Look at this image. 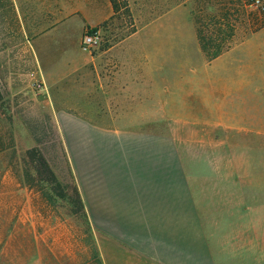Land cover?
<instances>
[{
	"label": "rangeland",
	"instance_id": "1",
	"mask_svg": "<svg viewBox=\"0 0 264 264\" xmlns=\"http://www.w3.org/2000/svg\"><path fill=\"white\" fill-rule=\"evenodd\" d=\"M116 1L0 0V264L97 263L94 230L68 205L63 151L81 123L121 143L167 140L166 264H264V32L214 60L197 36L238 35L233 10L264 0ZM34 147L57 184L22 181Z\"/></svg>",
	"mask_w": 264,
	"mask_h": 264
},
{
	"label": "crops",
	"instance_id": "2",
	"mask_svg": "<svg viewBox=\"0 0 264 264\" xmlns=\"http://www.w3.org/2000/svg\"><path fill=\"white\" fill-rule=\"evenodd\" d=\"M263 32L250 40H259ZM74 127L71 133L80 135L72 150L65 151V142L63 152L101 263L166 264L167 140L121 143L112 138L115 131L85 123ZM19 264L42 263L40 255H19Z\"/></svg>",
	"mask_w": 264,
	"mask_h": 264
},
{
	"label": "trees",
	"instance_id": "3",
	"mask_svg": "<svg viewBox=\"0 0 264 264\" xmlns=\"http://www.w3.org/2000/svg\"><path fill=\"white\" fill-rule=\"evenodd\" d=\"M109 2L113 9L116 8V0H109ZM244 7L245 5H240L238 9H232L235 17H238V21H240L239 26L243 27L238 35L226 33L224 35L225 37L219 39L217 35L220 31L218 30L217 35H206L203 30H197L199 44L209 60H214L219 57L231 47L233 42L235 43L237 40L238 42H242L250 35L264 28V7L257 9V12L252 15H250V13H246L247 11L243 10ZM244 17H247L245 19L248 23L246 26H243L242 24L244 22ZM224 18L225 17L222 16L219 17V19L212 20V24L217 28L223 26ZM93 32H95V30H91L88 33ZM63 155L65 156L64 152ZM21 163L23 164L22 181L25 182L26 186H33L32 183L36 182L43 184L41 182L43 181V179H41L42 175H46L44 176V179H46L44 181L57 184L54 172L51 170L45 156L39 149H37V147L26 150L24 155L21 156ZM39 190L47 201H52V196L58 193L56 187L48 188V186L39 185ZM68 200V205H76L77 208V211H70L71 214L80 213L83 217H86L79 193L75 186L72 188V197H68ZM96 259V264H102L98 257H96Z\"/></svg>",
	"mask_w": 264,
	"mask_h": 264
},
{
	"label": "built area",
	"instance_id": "4",
	"mask_svg": "<svg viewBox=\"0 0 264 264\" xmlns=\"http://www.w3.org/2000/svg\"><path fill=\"white\" fill-rule=\"evenodd\" d=\"M252 4L255 6H259V0H252ZM98 38V32L88 33L86 32L81 40V48L83 51L90 52L91 48H93L94 44L96 43Z\"/></svg>",
	"mask_w": 264,
	"mask_h": 264
}]
</instances>
